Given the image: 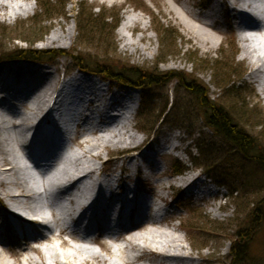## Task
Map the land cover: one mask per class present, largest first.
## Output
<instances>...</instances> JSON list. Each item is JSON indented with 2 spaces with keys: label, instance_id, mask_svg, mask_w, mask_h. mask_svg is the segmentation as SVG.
Returning a JSON list of instances; mask_svg holds the SVG:
<instances>
[{
  "label": "rangeland",
  "instance_id": "374dc122",
  "mask_svg": "<svg viewBox=\"0 0 264 264\" xmlns=\"http://www.w3.org/2000/svg\"><path fill=\"white\" fill-rule=\"evenodd\" d=\"M14 1L21 3L20 0ZM36 1L39 0H27L31 11L25 16L20 15L10 23L0 21V61L1 58L10 57L9 54L12 52L30 49L54 52L53 55L56 58L35 61L30 59L14 60H20L18 62L24 65L36 66L37 64L45 67L49 74L55 73L60 79L63 75L67 77L75 72L77 64L74 57H80L88 63H98L104 59L116 58L115 62L117 64H125L126 67L134 68L142 74L148 73L154 74L156 78L161 77L162 80L167 81L165 84L153 86L145 92L116 82H111L109 85L111 91L118 90L120 93L131 91L134 94L133 99L136 103L138 102L136 114L140 113V116L139 118L134 117L131 124L134 126V132L142 139V143L138 148L139 152L145 150L148 146L150 147V144L153 146L152 143L157 144L158 142L165 143L167 146L168 144L176 146L171 157L156 158V161L158 159L161 161L159 167H157L158 171L157 168H151L154 173L162 170L165 174L163 176L162 174H154L147 183L144 181L143 176L138 177V182L141 184L137 185L136 191V197L141 196L148 203L156 199H162L169 203L168 209L174 212V219L161 221L158 225L145 226L129 235L127 240L119 237L117 241H109V245L113 246V250L118 257H111L109 248L107 249L105 246L98 247L86 241L70 240L68 241L69 245L73 249L88 248L98 253V255L104 256L105 264H124L122 260L131 258L134 254L133 246L159 250L166 249L169 243L168 240L172 238L176 240L174 245L183 248L185 253L198 256L195 260L196 264H231L232 239L238 229L245 227L247 215H249L250 221H254L256 215L252 212V207L255 202L264 198V172L256 169L249 162H246L243 169L239 171L238 168L242 167L241 160L233 154L231 146L223 144L219 139L216 140L213 134L204 128L200 114L196 109V97L188 93L186 89L179 88L178 79L168 80L167 78L168 74L171 73H175L179 77L183 75L181 73H184L187 75L185 77L188 78L193 71H196L195 78L207 87L210 100L223 102L227 105L228 100L226 99H233L234 101L235 97H229L222 89L212 87L211 79L221 74L222 66L225 63L234 61L235 67L241 68L243 66L245 73L240 80L243 84L249 86V88L243 86V90L237 94L236 99L246 105V114L251 115L250 109L254 107L257 112L262 113L264 118V99L260 88L252 82L248 74L249 63L247 60L242 61L241 59V46L238 41L239 31L235 26L240 23L244 27L241 35L250 38L251 46L256 50L257 56L264 57V22H259V19H264V11L259 19L253 16L251 19L243 21L233 18L230 13L229 16L223 14L220 10L217 18L218 22L211 29L201 25L203 14L213 3L220 0H40L38 6L35 3ZM206 2H210L207 7L202 6ZM97 14L101 15L98 18L104 23L100 35L95 34V30L91 26L96 25L95 22L101 25V22L96 19ZM129 14L142 15V22L148 27V29L142 30L141 26L137 25L136 29L125 32L127 38L132 41L139 35L146 37V40L142 41L139 46L146 45L148 48L140 58L120 48L118 30L122 19ZM178 14L193 27L203 29L214 38L219 39L216 47L213 49L209 45L205 49L200 47L178 21V17H180ZM77 23L87 25L86 33L82 35V40L85 37L84 42L79 38L80 33L76 29ZM153 28H158L162 32L164 47L159 48V41L153 32ZM70 29L72 30L71 38L66 39L54 48L43 47V42L51 31L59 30L66 33ZM170 32L172 35L169 34ZM164 34L167 35V38L169 37L170 41L168 43H166L167 38ZM170 35L172 36L171 39ZM232 39L237 46L236 48L232 46ZM20 40H26L29 43L25 44ZM35 41L37 42L34 43ZM32 43L33 45H29ZM157 62L163 63L158 64L156 68ZM86 72L85 74L89 77L98 81L102 80L93 73ZM141 94L145 98L142 104L139 103ZM175 98L177 111L174 113V122L167 120V123L163 124L160 120L151 134L148 130L150 123L155 121L164 105L166 103L172 104ZM14 102L18 103L17 101ZM178 121L181 123H177ZM260 123V119H254L245 127L258 143V151L261 152V159L264 161V136H262L264 134L256 127ZM83 128L87 130L89 125L84 123ZM145 131L149 133V136L141 133ZM37 139L32 142L34 144H31V147L34 148L44 143L40 137ZM84 139L92 142L94 138L91 135H86ZM204 141H209V143L212 141L213 147H216L215 150L221 152V155L227 157V161L230 160L233 163L230 167L232 169L231 174L235 175L237 170L239 181L238 186H233L231 190L236 191V193H231L226 183L217 178V174L200 166L203 165L201 160H196V162L192 160L194 157L197 158L198 145ZM61 145L64 147V154L70 155V159H73V161L80 159L88 165L97 164L98 172L103 170H112L113 172L114 169L119 168L121 162L122 164L127 162L128 155L117 153L111 148L100 151L98 160H94L88 147L81 148L72 139L64 141ZM92 152L95 153V151ZM217 157L224 164L221 156L218 155ZM67 162H69L68 159H66ZM174 168L178 169L177 172H181V174L172 175V172L175 171ZM55 169L56 167L50 170L49 173L51 174ZM188 172L194 173L201 180L208 181L210 186H214L218 191L217 196H204L203 200L190 201L191 198L189 199L186 196L185 191L183 193L178 192L174 181L177 177ZM48 177L49 175L39 174V178H36V180L40 185L44 184L48 188L50 184L47 182ZM168 184L171 185L170 188H167ZM133 188L135 189V187ZM178 197L181 198V202H177ZM121 200L123 201V198ZM48 201L50 202L51 199L49 198ZM119 202H121L120 199H115L113 205L109 207H116ZM23 211L29 214V210L24 209ZM259 214L257 215L259 216ZM46 217L50 222L49 216L46 215ZM260 217L261 221L255 224L256 229L248 248V256L251 260L264 264V209ZM64 222L67 226L76 228L67 221ZM190 226H192L191 229H189ZM188 229L189 234L187 233ZM149 231V234H145ZM159 231L168 233L166 235L169 236H167L169 239L160 236ZM41 235L48 236L46 232L41 233ZM37 245H39L44 255L45 264H54L50 259L54 253L58 254L61 262L68 260L66 262L70 264H81L84 258L90 259L87 254L77 253L73 249L66 256V251L59 248L58 241L52 243L40 241ZM22 248L25 247L22 246ZM4 251L8 264H21L23 258L19 259L13 252ZM25 256L32 259V264L43 263L42 256L40 258L35 251H26ZM146 261L141 260L137 264H148Z\"/></svg>",
  "mask_w": 264,
  "mask_h": 264
},
{
  "label": "bare ground",
  "instance_id": "6f19581e",
  "mask_svg": "<svg viewBox=\"0 0 264 264\" xmlns=\"http://www.w3.org/2000/svg\"><path fill=\"white\" fill-rule=\"evenodd\" d=\"M20 1L21 3L14 0H0V21L10 23L20 15L25 16L31 11L27 0ZM238 7L240 9H237ZM220 10L223 14L229 16L230 13L233 18L243 21L253 16L259 19L263 15L264 0L216 1L204 12L201 25L212 29L218 22ZM178 19L188 35L195 39L200 47L203 49L208 45L212 49L216 47L219 39L203 29L193 27L181 16ZM142 20L143 16L140 14H129L122 19L118 30L121 50L137 58L142 57L148 48L146 45L139 46L142 41L146 40V37L139 35L132 41L127 38L125 32L136 29L137 25H140L142 30L148 29ZM260 21L264 22V19L261 18ZM235 26L239 31L241 59L249 63L248 74L252 82L260 88L264 99V57L257 56L256 50L251 46L250 38L241 35L244 27L240 23ZM71 37V29L66 33L53 30L45 38L43 47H57ZM234 47H237L236 44ZM47 71L45 67L37 64L33 66L24 65L15 60L0 61V264H8L4 250L13 252L19 259L23 258L21 264H32V259L25 256V252L35 251L40 258L41 256L43 258L41 264H45L44 255L37 245L40 241L50 243L58 241L59 248L66 251L65 254L68 256L67 254L73 248L64 236L70 240L85 241L79 238L78 231L75 229L69 232V227L63 225L64 221L74 226L85 222L81 230L85 228L86 231L97 233L108 231L109 238L116 231L115 226L109 225L108 216L114 211V207L109 206H112L113 201L119 196L115 194V190H112L109 179L101 177L97 164L88 165L80 159L73 161L70 155L62 154L59 150L62 136H64L63 141L66 137L72 136L71 129H69L71 124H66L67 121H77L76 132L81 129L83 133L75 132L76 135L72 141L81 148L88 147L92 153L89 152V154L94 160H98L100 151L109 148L117 153L132 151L126 158L125 167L129 171L142 168L144 173L142 176L146 183L154 175L152 172L154 170L151 168L159 167L155 156L176 149L173 144H168L150 154L138 151L142 139L134 132V126L131 124L137 109L135 101L132 100L134 94L131 91H124L122 94L111 93L106 89H99L97 87L99 82L84 74L73 73L66 80L64 77L60 79L55 73L49 74ZM65 87L73 91L63 92ZM63 120H66L64 126L67 128L64 135H62L63 131L57 129L56 126L58 121ZM84 123L89 125L87 130L83 128ZM86 135L93 136L92 142L84 139ZM39 137L51 144L49 150L40 151L39 163L37 162L39 167L36 168L39 174L49 175L48 188L44 184L40 185L36 178L30 175L28 169L30 147L34 144L32 142L38 140ZM66 159L69 162L66 163ZM41 167L44 168L43 170L49 167L53 169L56 167V169L50 174V170L40 172ZM174 183L178 192L185 191L187 196H193L196 191L208 194V189L203 187V181L192 172L177 177ZM119 184L125 185V182L121 180ZM132 186L135 189H132L130 195L122 196L123 201L121 202L125 204L120 205V209L113 212L114 214L119 212V221H122L124 225L128 224L127 231L120 234L118 239L122 237L127 240L128 236L135 231L148 225H158L161 222L160 208L154 209L152 202L148 203L141 196L136 197L138 187ZM170 187L171 185L168 184L167 188ZM130 196L134 199V204L127 215L125 209H129L127 204ZM49 198L51 199L50 204L47 203ZM24 209L29 210V214L25 213ZM146 210L149 213L148 219L145 217ZM46 215L49 216L50 222ZM7 221H10L9 223L17 229L18 234L23 236L25 248L17 247L14 250L18 240L7 233ZM112 223L114 225L115 220H112ZM41 230H45L48 236L40 235L39 237L37 232ZM149 233L150 231L145 234ZM158 233L160 236L169 237L166 232L159 231ZM93 239L94 241L88 243L93 244L97 241ZM109 241H117V238L112 237ZM175 241L171 238L168 240L167 248L160 250L133 246L134 254L131 258H125L122 261L124 264H137L141 260H147L148 264H196L195 260L198 256L185 253L183 248L174 245ZM7 245L10 247H6ZM104 246L110 249L111 257H118L113 246L103 243L102 247ZM73 250L90 256L92 262L84 258L81 264H105L104 256L88 248ZM50 259L54 264H70L66 262L68 260L61 262L56 253Z\"/></svg>",
  "mask_w": 264,
  "mask_h": 264
},
{
  "label": "trees",
  "instance_id": "16d2710c",
  "mask_svg": "<svg viewBox=\"0 0 264 264\" xmlns=\"http://www.w3.org/2000/svg\"><path fill=\"white\" fill-rule=\"evenodd\" d=\"M48 12V11H45ZM98 19L97 21L101 22V25L95 22L96 25H91L95 34L100 35L102 32L101 29L104 27L103 21L99 20L98 17H101L100 14L96 15ZM153 19V18H152ZM151 19V21H153ZM108 20V19H107ZM154 23V22H153ZM77 32L80 33V37L82 40L83 33H86L87 25L83 23V25L76 24ZM93 31V30H92ZM153 32L158 38L159 48L164 47V37L162 36V32L158 28H153ZM169 34L172 35L170 32ZM165 38H167V35ZM170 35V39L172 36ZM85 36V35H84ZM88 36V35H87ZM86 36V37H87ZM19 40V39H18ZM85 40V37H83ZM82 40V41H83ZM22 43L28 44L29 42L26 40H20ZM169 37L167 38L166 43H168ZM35 41L34 43H36ZM84 42V41H83ZM93 42V41H90ZM233 43V42H232ZM93 44V43H91ZM29 45H33L29 44ZM98 45V44H96ZM234 47V43L232 45ZM235 48V47H234ZM54 52H43L36 50H19L10 53V57L3 58V60H14V59H30V60H53L56 58ZM76 68L80 70L92 72L101 78H104L109 81L118 82L120 84L132 86L143 90L144 92L150 89L153 86H159L165 84L167 81L162 80L161 77H154V74H142L138 70L134 68L126 67L127 65H120L115 62L116 58H109L99 61L98 63H88L81 59L80 57L75 58ZM110 60V61H108ZM112 60V61H111ZM114 64L112 65V63ZM125 62V61H124ZM127 62V61H126ZM129 63V62H127ZM163 62H157V65ZM237 66V65H236ZM155 68V69H156ZM237 68V69H235ZM235 69V70H234ZM244 68L241 66L235 67V62H227L222 66V71L220 75L211 79V86L214 88L222 89L227 93L229 97H235L234 101L228 100L227 105L223 102L212 101L209 98L207 87L203 86L200 81H197L195 76L197 75L196 71H193L188 78H186L184 73L180 75L181 77L175 75V73L168 74V80L178 79L179 88L186 89L188 93L194 95L196 97V109L200 114V119L204 124V128L208 129L217 140L219 139L223 144H227L231 146V150L234 155L237 156L239 160H241L242 167L238 168L239 171L243 169V165L246 162L252 163L254 167L260 171L264 172V161L261 159V152L258 151V143L252 138L250 131L245 127L249 125V123L254 119H260L261 123L257 124L256 127L260 129L264 134V118L262 113L257 112L254 107L250 109L251 115L246 114L245 108L246 105L236 99L237 94L243 90V86L249 88L248 85L243 84L240 80L244 75ZM233 78H236L233 80ZM232 79V80H229ZM229 93H232L231 95ZM145 100V98L143 99ZM224 100V99H222ZM169 105L166 103L162 110L160 111L158 117L155 121H152L148 127L149 131H152L157 122L164 116L165 122L167 120H171L174 122L175 112L176 110V98L173 100L172 104ZM245 112V113H244ZM248 115V116H247ZM181 123V122H177ZM264 136V135H262ZM212 141H204L198 145V157L192 158L194 162L196 160H201L203 165H200L207 170H211L214 174H217V178L225 182L228 188L231 190L233 186H238V177L237 170L235 171V175L231 174L232 169L230 168L233 163L231 161H227V157L221 155L222 153L216 151V147H213ZM221 156L222 161L217 156ZM243 184V183H242ZM234 191L231 190V193ZM236 193V191L234 192ZM264 209V198L255 202L252 207V212L256 215L254 221H250L249 215L246 216V225L245 227H241L236 231L234 238L232 239L231 246V264H261L260 262H255L251 260L248 256V248L251 244L254 236V232L256 229L255 224L261 221L260 215L263 213ZM260 213V214H259ZM259 214V216L257 215ZM194 223V222H193ZM192 226L189 227L191 229Z\"/></svg>",
  "mask_w": 264,
  "mask_h": 264
}]
</instances>
